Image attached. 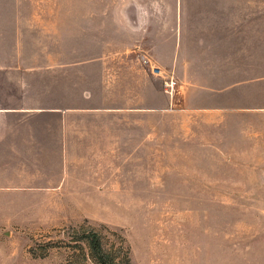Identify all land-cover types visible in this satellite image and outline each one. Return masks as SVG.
I'll use <instances>...</instances> for the list:
<instances>
[{
  "label": "rangeland",
  "instance_id": "1",
  "mask_svg": "<svg viewBox=\"0 0 264 264\" xmlns=\"http://www.w3.org/2000/svg\"><path fill=\"white\" fill-rule=\"evenodd\" d=\"M123 5L0 0V57H28L82 15ZM240 65L229 115L181 107L138 118L142 148L118 190L56 197L0 183V264H95L92 231L119 264H264V43L258 61Z\"/></svg>",
  "mask_w": 264,
  "mask_h": 264
},
{
  "label": "crops",
  "instance_id": "2",
  "mask_svg": "<svg viewBox=\"0 0 264 264\" xmlns=\"http://www.w3.org/2000/svg\"><path fill=\"white\" fill-rule=\"evenodd\" d=\"M123 4L128 12L82 15L28 57H0V183L101 197L137 165L138 118L181 107L231 113L225 95L244 83L234 70L263 52L264 0Z\"/></svg>",
  "mask_w": 264,
  "mask_h": 264
},
{
  "label": "trees",
  "instance_id": "3",
  "mask_svg": "<svg viewBox=\"0 0 264 264\" xmlns=\"http://www.w3.org/2000/svg\"><path fill=\"white\" fill-rule=\"evenodd\" d=\"M84 242L87 246L88 256L95 264H119L113 252L106 250L95 232L85 235Z\"/></svg>",
  "mask_w": 264,
  "mask_h": 264
},
{
  "label": "built area",
  "instance_id": "4",
  "mask_svg": "<svg viewBox=\"0 0 264 264\" xmlns=\"http://www.w3.org/2000/svg\"><path fill=\"white\" fill-rule=\"evenodd\" d=\"M141 61L144 65L150 66V62L147 58H142ZM151 72L157 76L163 75L162 70L157 66H151ZM163 85H164L165 92L168 93V95L172 97L176 89V79L171 75L168 77H164Z\"/></svg>",
  "mask_w": 264,
  "mask_h": 264
}]
</instances>
